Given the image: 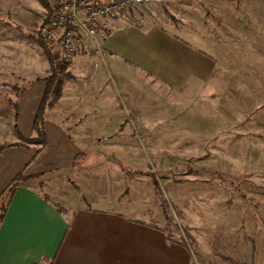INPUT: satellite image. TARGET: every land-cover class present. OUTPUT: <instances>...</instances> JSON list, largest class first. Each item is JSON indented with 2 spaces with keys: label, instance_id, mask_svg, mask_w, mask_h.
<instances>
[{
  "label": "rangeland",
  "instance_id": "obj_1",
  "mask_svg": "<svg viewBox=\"0 0 264 264\" xmlns=\"http://www.w3.org/2000/svg\"><path fill=\"white\" fill-rule=\"evenodd\" d=\"M131 1L97 21V40L80 37L61 76L76 93L79 83L86 93L103 80L121 117L107 131L74 137L113 145L86 156L122 158L101 172L122 169L123 203L167 238L186 240L188 264H264V0ZM46 17L42 0H0V151L19 140L16 106L29 72L52 73L39 41ZM111 18L179 34L205 53L203 77L178 87L141 69L111 68L97 44ZM49 44L56 55L59 36Z\"/></svg>",
  "mask_w": 264,
  "mask_h": 264
},
{
  "label": "crops",
  "instance_id": "obj_2",
  "mask_svg": "<svg viewBox=\"0 0 264 264\" xmlns=\"http://www.w3.org/2000/svg\"><path fill=\"white\" fill-rule=\"evenodd\" d=\"M107 20L111 29L97 44L108 53L111 68L141 69L178 87L203 77L208 64L204 52L179 34L161 25L139 28ZM29 75L34 79L16 106L19 140L0 151V264H188L182 244L172 245L160 227L123 203L127 180L122 169L101 172L116 163L114 158L122 165V158L103 156L91 162L86 156L87 150L113 145L95 140L89 145L74 137L107 131L121 117L115 98L100 88L103 80L86 93L80 83L78 93L58 83L54 104L45 114L43 147L21 141L35 134L48 77L35 68ZM20 173L23 178L11 193L10 184Z\"/></svg>",
  "mask_w": 264,
  "mask_h": 264
},
{
  "label": "built area",
  "instance_id": "obj_3",
  "mask_svg": "<svg viewBox=\"0 0 264 264\" xmlns=\"http://www.w3.org/2000/svg\"><path fill=\"white\" fill-rule=\"evenodd\" d=\"M64 4L49 18L45 29L47 40L59 36L60 48L57 60L62 64L73 59L81 36L93 37L97 32V21L102 17L124 11L131 0H56ZM100 55L106 53L99 50Z\"/></svg>",
  "mask_w": 264,
  "mask_h": 264
},
{
  "label": "trees",
  "instance_id": "obj_4",
  "mask_svg": "<svg viewBox=\"0 0 264 264\" xmlns=\"http://www.w3.org/2000/svg\"><path fill=\"white\" fill-rule=\"evenodd\" d=\"M44 7L47 9V17L46 20L43 22V24L41 25V28L39 30L40 32V37H39V41L42 42L43 46H44V50L47 53L50 61H51V65H52V73L45 78L46 80V91L44 93V97L42 99L41 105L39 107V110L37 112L36 118H35V122H34V132L36 133L35 136H32L30 138H27L26 140L29 143H41L43 144V147L46 144L47 138H46V131H45V114L47 109L52 106L54 104L55 98H53L52 93L55 89V87L57 85H59L58 83L62 82V75L64 74V72L66 71L67 68V64L68 61L65 63H60L56 56L53 55V50H51V46L49 44V40H45L46 43H44V38H46V34H45V29L49 23V18L51 16V14L56 10V9H60L61 7L64 6V4H62L59 1H52V0H42ZM60 64V65H59ZM60 86V85H59ZM43 148L39 149L38 152H40ZM129 171V170H127ZM133 173V172H132ZM136 173V172H134ZM23 178L22 173L18 174L11 182L9 190L12 193L18 186L20 180ZM156 184H158L156 182ZM158 189V188H157ZM160 195H162V192L159 190ZM162 205H163V209H164V213H165V217L170 220L172 219V215L171 212L169 210V205L167 203V200L165 198H163L162 201ZM2 216H0L1 218ZM169 242L174 245V244H182L183 246L189 248L188 246V242L186 240H181V241H175L172 238L168 237Z\"/></svg>",
  "mask_w": 264,
  "mask_h": 264
},
{
  "label": "water",
  "instance_id": "obj_5",
  "mask_svg": "<svg viewBox=\"0 0 264 264\" xmlns=\"http://www.w3.org/2000/svg\"><path fill=\"white\" fill-rule=\"evenodd\" d=\"M137 1H149V0H137Z\"/></svg>",
  "mask_w": 264,
  "mask_h": 264
}]
</instances>
